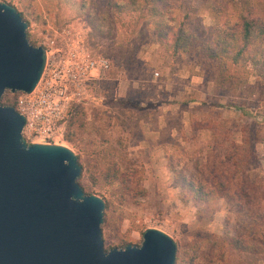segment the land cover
<instances>
[{
  "label": "rangeland",
  "instance_id": "1",
  "mask_svg": "<svg viewBox=\"0 0 264 264\" xmlns=\"http://www.w3.org/2000/svg\"><path fill=\"white\" fill-rule=\"evenodd\" d=\"M0 1L21 12L30 42L48 51L34 94L7 90L0 103L27 114L23 136L29 143L61 144L78 155L84 191L109 202L105 249L140 245L147 228H159L176 240L180 258L205 252L197 264H221L209 261L211 255L236 228L252 229L251 217L230 197L196 198L183 178L201 180L197 166L209 162L232 163L236 142L242 148L230 158L264 192V141L258 140L264 137V69L250 62L232 65L203 50H176L173 36L161 39L138 13L105 16L99 0ZM261 3L167 0L166 16L172 27L183 24L193 33L200 24L210 32L233 25L242 7ZM259 14L264 25V11ZM256 47L264 51V37ZM93 59L109 66L87 68ZM41 92L49 103L31 106ZM96 155L139 172L133 182L96 180L90 164ZM124 185L132 187L130 194ZM225 247L223 264H264V253Z\"/></svg>",
  "mask_w": 264,
  "mask_h": 264
},
{
  "label": "water",
  "instance_id": "2",
  "mask_svg": "<svg viewBox=\"0 0 264 264\" xmlns=\"http://www.w3.org/2000/svg\"><path fill=\"white\" fill-rule=\"evenodd\" d=\"M21 12L0 1V100L7 90L31 94L48 51L32 44ZM27 117L0 103V264H175L176 240L147 228L140 245L106 250V201L87 194L82 166L68 146L29 143Z\"/></svg>",
  "mask_w": 264,
  "mask_h": 264
},
{
  "label": "trees",
  "instance_id": "3",
  "mask_svg": "<svg viewBox=\"0 0 264 264\" xmlns=\"http://www.w3.org/2000/svg\"><path fill=\"white\" fill-rule=\"evenodd\" d=\"M102 2V3H101ZM99 0L104 14L107 11L116 13H127L133 15L138 13V19H144L146 26L155 25L157 36L161 39L170 38L173 36V47L176 50L183 49L185 51L203 50L206 54L212 57H225V61H229L232 65H240L242 63H252L264 69V51L256 47V42L260 37H264V25L260 21V11H264L262 5L248 4L242 7L238 19L230 26H218V29L210 30V32L202 29L198 25L195 32L190 33V29L181 26L172 27L167 21V0ZM85 0L82 1V5ZM106 16V14H104ZM26 20V19H25ZM170 20V19H169ZM27 21V20H26ZM28 22V21H27ZM199 36L198 40H193ZM209 35V36H208ZM246 112L243 108H240ZM259 135V134H258ZM261 136V134H260ZM258 136L259 141H264V137ZM234 152L237 155L242 148V144L233 142ZM231 152V157L234 156ZM237 153V154H236ZM249 154H253L251 148ZM220 162L219 165L211 163L203 165L199 173L202 179L197 181L193 176H185L183 180L186 182V187L191 194L196 198L212 199L215 195L230 197L240 210L246 211L252 220V229L236 228L233 236L224 237L223 246L217 248L218 253L211 255L209 261L218 260L221 264L227 260L228 249L238 250L240 252H254L256 254L264 253V192L259 190V187L251 182L250 176L239 169L237 160L231 159ZM230 167H229V164ZM90 164L95 169V179L105 177L106 182L113 184L121 179L128 182H133L134 176L138 174V170L133 172H125L106 155H96L91 158ZM82 172H83V165ZM82 175V174H81ZM208 175L207 177H205ZM125 194H130L132 187L124 185ZM106 209L109 207V202L106 200ZM108 211H105V217ZM226 238V239H225ZM201 249V248H199ZM205 252L191 254L180 258L177 254L175 264H197L203 259ZM210 255V254H207ZM206 260V259H205Z\"/></svg>",
  "mask_w": 264,
  "mask_h": 264
},
{
  "label": "built area",
  "instance_id": "4",
  "mask_svg": "<svg viewBox=\"0 0 264 264\" xmlns=\"http://www.w3.org/2000/svg\"><path fill=\"white\" fill-rule=\"evenodd\" d=\"M98 62H99V64H100L101 66H103V67H105V68H107V67L109 66L107 60H100V61H98V60L93 59V60H90V61H89V64H87V68H89V67L94 68V67L98 64ZM33 94H34V92L31 93L30 95H33ZM29 101H30L29 103H31V106H33V105H35V104H38V106H43L44 104H48V103H49L48 96L45 95L44 92L39 93V94L37 95V98H35V99H30ZM20 112H22V111H20ZM22 113H24V112H22ZM43 113H44V112H43L42 110H39V111L36 113V115H37V117H41V116L44 115ZM24 114H25V113H24ZM25 115H26V117H27V122H28V116H27V114H25ZM26 125H27V123H26Z\"/></svg>",
  "mask_w": 264,
  "mask_h": 264
}]
</instances>
